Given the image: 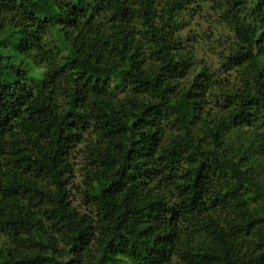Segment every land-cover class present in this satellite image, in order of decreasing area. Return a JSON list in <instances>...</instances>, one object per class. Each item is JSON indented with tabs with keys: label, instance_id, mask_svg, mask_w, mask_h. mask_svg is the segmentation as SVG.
Masks as SVG:
<instances>
[{
	"label": "trees",
	"instance_id": "16d2710c",
	"mask_svg": "<svg viewBox=\"0 0 264 264\" xmlns=\"http://www.w3.org/2000/svg\"><path fill=\"white\" fill-rule=\"evenodd\" d=\"M202 5L232 35L229 77L181 34ZM251 248L263 261L264 0H0V264H244Z\"/></svg>",
	"mask_w": 264,
	"mask_h": 264
},
{
	"label": "rangeland",
	"instance_id": "374dc122",
	"mask_svg": "<svg viewBox=\"0 0 264 264\" xmlns=\"http://www.w3.org/2000/svg\"><path fill=\"white\" fill-rule=\"evenodd\" d=\"M181 34L194 39L192 47L197 59L203 61L215 76H220L221 78L229 77L228 75H223L219 70V57L222 49H226L228 39H230L232 35L223 24L216 21V16L209 10L207 5H202V10L199 7L196 8L195 11L189 12L183 24ZM218 45H221L223 48H219ZM81 159L82 158L77 155L74 160V186H72L70 193L74 206L80 212H84L81 199L79 198V194H77V190L81 186L82 181V172L80 171L82 167ZM194 212L214 215V211L211 210L208 205L201 203L197 205ZM221 212L223 211H218V213ZM261 251L264 253V248ZM260 256L259 249L251 248L244 254V264H264V260L261 261ZM178 260L179 257H174L173 261L176 262Z\"/></svg>",
	"mask_w": 264,
	"mask_h": 264
}]
</instances>
